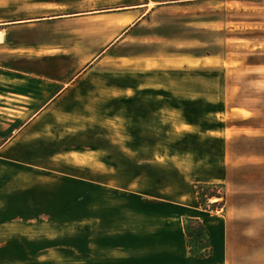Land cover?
Returning <instances> with one entry per match:
<instances>
[{
    "label": "crops",
    "instance_id": "0c3cea01",
    "mask_svg": "<svg viewBox=\"0 0 264 264\" xmlns=\"http://www.w3.org/2000/svg\"><path fill=\"white\" fill-rule=\"evenodd\" d=\"M159 11L160 0H0V264H68L54 243L70 229L100 236L106 253L92 264L227 263L226 217L239 199L228 192L226 212H209L195 185L228 179L230 144L263 138L264 125L230 108L233 126L190 86L148 81L134 49ZM163 139L175 145L160 150ZM152 169L172 170L177 184L160 175L151 195L130 189L134 172ZM192 220L212 254L189 252Z\"/></svg>",
    "mask_w": 264,
    "mask_h": 264
},
{
    "label": "rangeland",
    "instance_id": "374dc122",
    "mask_svg": "<svg viewBox=\"0 0 264 264\" xmlns=\"http://www.w3.org/2000/svg\"><path fill=\"white\" fill-rule=\"evenodd\" d=\"M157 7L154 4L152 9ZM142 29L134 52L147 57L134 61L146 66L149 82L190 86V93L197 98L212 100L214 110L226 107L229 112L224 115L233 126L242 123L233 116L237 110L230 108L240 109L244 117L254 114L253 121L264 125V0H160V11ZM129 64H121L120 68ZM195 109L202 116L204 107ZM219 118L223 117L211 119ZM180 141L176 146H185ZM232 142L229 150L233 147L236 150L230 155L234 168L230 169L228 179L206 184L212 187L211 192L223 198L222 208L212 212L222 209L226 212L227 193L236 196L238 207L230 208V216L226 217V264H264V137L254 143L246 138ZM171 143L168 139L160 140V150ZM188 144L191 148L200 147L196 141ZM212 157L213 174H217L220 156ZM161 161L171 163L166 153ZM160 175L165 185L177 184L172 170L152 169L134 172L136 184L130 189L151 195L160 189ZM199 184L195 185V191ZM222 198L198 203L210 212V204L221 202ZM238 209L242 211L239 213ZM70 230L67 238L54 243V254L64 253L68 264H92L105 256L106 250L94 247L93 240L99 235L85 232L78 235L75 229Z\"/></svg>",
    "mask_w": 264,
    "mask_h": 264
},
{
    "label": "trees",
    "instance_id": "16d2710c",
    "mask_svg": "<svg viewBox=\"0 0 264 264\" xmlns=\"http://www.w3.org/2000/svg\"><path fill=\"white\" fill-rule=\"evenodd\" d=\"M211 190L212 187L206 184H199L198 186H196L199 203H201L203 200L209 201L214 197H218V199L222 198V195L218 196L217 194L211 192ZM220 201L221 202L210 204L209 210L216 211L218 207L219 209H221L224 205V203H222L223 198ZM185 233L189 252L192 255L208 256L212 254V249L209 245L208 233L199 220H192L191 224L186 227ZM203 237H205L204 240Z\"/></svg>",
    "mask_w": 264,
    "mask_h": 264
},
{
    "label": "built area",
    "instance_id": "2783aa9c",
    "mask_svg": "<svg viewBox=\"0 0 264 264\" xmlns=\"http://www.w3.org/2000/svg\"><path fill=\"white\" fill-rule=\"evenodd\" d=\"M4 42V37H3V34L0 30V45Z\"/></svg>",
    "mask_w": 264,
    "mask_h": 264
}]
</instances>
